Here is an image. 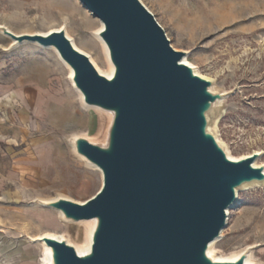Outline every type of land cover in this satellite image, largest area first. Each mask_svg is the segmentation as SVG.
Masks as SVG:
<instances>
[{"label":"rangeland","instance_id":"374dc122","mask_svg":"<svg viewBox=\"0 0 264 264\" xmlns=\"http://www.w3.org/2000/svg\"><path fill=\"white\" fill-rule=\"evenodd\" d=\"M140 2L171 46L222 95L212 120H219L218 137L231 156L239 161L260 153L257 161L264 166V0ZM64 6L75 19L62 16ZM98 24L80 0H0V26L16 35L65 28L107 73V59L97 56H103ZM109 121L84 104L55 50L16 43L0 30V264H41V243L32 240L43 233L59 234L75 246L85 242L83 224L65 223L57 210L36 201L66 197L83 204L98 194L103 174L78 159L74 141L104 144ZM58 155L72 174H82L76 185L67 177L71 189L54 183ZM45 156L51 159L43 169ZM37 169L48 173L43 185ZM238 195L215 253L226 260L253 247L252 259L264 264V186Z\"/></svg>","mask_w":264,"mask_h":264},{"label":"water","instance_id":"95a60500","mask_svg":"<svg viewBox=\"0 0 264 264\" xmlns=\"http://www.w3.org/2000/svg\"><path fill=\"white\" fill-rule=\"evenodd\" d=\"M104 25L100 33L115 72L101 75L65 30L16 35V43L54 48L72 69L84 104L113 115L104 144L76 138L74 148L98 167L103 187L84 204L48 202L74 222L96 220L91 251L45 238L53 264H246L213 261L210 244L226 227L237 189L264 182L260 157L228 158L208 132L222 95L182 61L140 0H80Z\"/></svg>","mask_w":264,"mask_h":264},{"label":"bare ground","instance_id":"6f19581e","mask_svg":"<svg viewBox=\"0 0 264 264\" xmlns=\"http://www.w3.org/2000/svg\"><path fill=\"white\" fill-rule=\"evenodd\" d=\"M45 10V9H43ZM61 12H62V16H65L67 18H72V19H75L73 18L72 14L66 6L62 7L61 8ZM90 12V11H89ZM91 13V12H90ZM92 14V13H91ZM93 16V14H92ZM94 17V16H93ZM96 18V17H94ZM98 19V18H97ZM99 20V19H98ZM100 21V20H99ZM99 27L97 28V31L95 33H97V39L99 40V44L101 46V50H102V53H103V56L100 55V53H97V56L100 60H103V58L105 57V60L107 59L106 63L108 64V72L107 73H104L102 72L99 67L97 66V64L94 62V59L88 55L86 52H84L82 49H80L79 47H77L74 43V41L68 36L67 32H66V29L65 28H61V29H54V30H50L48 31L47 33H37V34H40V35H48L54 31H61V30H65L66 32V35L67 37L71 40L72 44L76 47L77 50H79L80 52L84 53L85 55H87L90 60L92 61L93 65L96 67V69L99 71V73L105 77H107L108 79H111L114 75V72H115V68H114V65L111 61V58H110V54H109V50L106 46V44L104 43V41L101 39L100 37V33L104 30V25L103 23L100 21V24H98ZM0 28H6L7 30H9L7 27L5 26H0ZM10 31V30H9ZM50 49H53L55 50L54 48H50ZM56 51V50H55ZM56 53L58 54V52L56 51ZM59 56V54H58ZM60 57V56H59ZM64 62V61H63ZM185 65L191 67L193 70H194V73L198 76H201L202 78H206L204 76H202L197 69H195L192 65H190L189 63L186 62L185 59H183L182 61ZM65 66L69 69V79L71 81V84H72V87L73 89L79 94V97L81 98L82 101H84V97L82 95V93L77 89L74 81H73V77H74V73L72 71V69L64 62ZM212 93H215L216 92V87L215 85L212 86V88L210 89ZM220 103V102H218ZM103 115V114H102ZM105 115L107 117L110 118V120L112 121L113 120V115L112 114H107L105 113ZM208 132L212 133L214 135V137L216 138L218 144L224 149V151L226 152L228 158L232 161H238L236 160L235 158H233V156H231L229 150L225 147L224 143L219 139L218 137V133H217V125H218V121L219 120H212V116L211 114L208 115ZM257 154H260V153H257ZM77 157L78 159L82 162V163H86L88 167H91L95 170H97L98 172H101V170L94 166L92 163H90L85 157L81 156V155H78L77 154ZM248 157H251V156H246L244 158H248ZM51 159V156H45V158H43L41 160V163H42V167L43 169H46V166L48 165V162L50 161ZM56 166H55V178H54V183L55 184H59L60 186H63V185H66V179L69 175H71V183L72 184H78L79 182H81L83 180V178L81 176H79L77 174V172L75 174H72L70 169L64 165V162L62 161L61 157L58 155V160L56 161ZM255 166L256 167H261L259 162L256 161L255 162ZM264 167V166H263ZM38 171V176H39V181L40 183L43 185V182H45V178H47V174H43V173H40V171L37 169ZM52 171V170H51ZM84 176V174H83ZM69 180V179H68ZM69 180V181H70ZM67 186V185H66ZM70 186V185H69ZM67 186L68 188L71 189V186L69 187ZM73 186V185H72ZM263 187L264 186V182H251V183H246L244 185H242L240 188L237 189V200L239 199L238 198V194L240 191H243V190H249V189H252V188H255V187ZM252 187V188H251ZM24 191V190H23ZM28 192V191H27ZM28 194V193H27ZM63 197H61L60 199H62ZM63 199H67L66 197H64ZM38 203V206H43V207H47V204H48V201H45V200H42V199H39L36 201ZM84 204V203H83ZM235 205V204H234ZM233 205V207H234ZM56 210V209H55ZM57 212L60 214V216L64 219L65 223H68V224H73L75 225L76 222L72 221V220H69V219H66L64 214L57 210ZM228 215H229V210H228ZM30 218V221L31 222H35V223H39L40 220L37 218ZM81 224H83V226L87 229V232L85 233V242H83L81 245H73V243L65 238V237H62L61 235L59 234H54V233H43L41 234L40 236H38L37 238H34L32 241L33 243L35 242H39L41 243V246H42V251H43V260H42V263L41 264H53V259H52V256H53V252H52V249L44 242V239L45 238H52V239H56V240H59V241H64V242H67L68 245H73L75 246V249L77 251V253L80 255V256H84V255H87L90 253L91 251V244H92V237H93V233H94V230L96 228V225H97V221L96 220H92V221H81L79 222ZM27 226V225H26ZM223 233V232H222ZM222 233H221V236L216 239L215 241H213L209 248H208V251H207V255L210 259H212L213 261H232V262H236L238 261L242 256H246V264H262V263H256L253 259H252V251H253V247L251 248H248L246 250H244L243 252H241L240 254H238L237 256L235 257H232V258H227L226 260H221V258H218L217 257V254L215 253L216 251V245L218 244V240L221 239L222 237ZM30 239V238H29Z\"/></svg>","mask_w":264,"mask_h":264}]
</instances>
